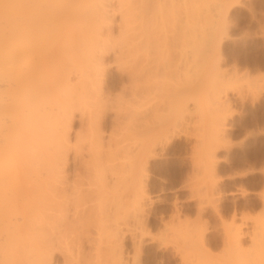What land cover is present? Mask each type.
<instances>
[{
    "label": "rangeland",
    "instance_id": "374dc122",
    "mask_svg": "<svg viewBox=\"0 0 264 264\" xmlns=\"http://www.w3.org/2000/svg\"><path fill=\"white\" fill-rule=\"evenodd\" d=\"M154 1L145 2L142 20L153 22L155 38L164 43H160L164 46L161 51L153 49L148 56L151 66L161 68L166 62L165 70L161 68L162 77L146 75L140 82L139 92L143 87L150 92L136 103L131 97L130 82L119 83L128 64H120L112 55L108 61L112 66L109 90L113 101L101 106L100 102L91 100L87 112L74 111L65 166L68 182L65 187L72 186L67 190L75 193L68 192L72 199L68 198L66 203L69 216L66 224L72 230L68 229L72 256L67 262L63 255H57L58 264H106L105 261L110 264V254L106 255L107 237L102 234L101 238L103 231L99 230L106 219L126 237L123 249L127 264H139L138 261L161 264L164 253L157 244L159 246L164 239L162 236H173L174 230L179 240L189 242L195 228L206 227L208 237L217 236L218 243L213 254L202 255L201 259L194 255L191 264H226L221 239L234 211V200L240 203V216L255 218L264 213L258 200L264 192V132L260 133L264 129V92L259 89V79L264 76V0ZM112 6L115 9L116 3ZM116 13L115 38L121 36L116 27L120 25V15ZM131 18L133 23L129 26L138 28L141 20L133 15ZM227 97L232 106L224 109L220 102ZM134 109L142 119H132ZM125 170L126 173H122ZM96 183L99 186H95ZM88 193L91 194L88 198L95 203L84 199ZM125 196L127 199L122 201L121 197ZM245 201L251 203L249 208ZM175 205L182 209L181 220L173 219ZM125 206L128 209L123 211ZM214 209L221 210L224 218ZM161 215L164 222H160ZM152 216L155 219L150 223ZM79 219L81 223H77ZM99 220L102 222H97ZM184 232L188 238L183 236ZM140 242L145 245L142 256L134 247V243ZM175 261L173 264H183L181 259Z\"/></svg>",
    "mask_w": 264,
    "mask_h": 264
},
{
    "label": "bare ground",
    "instance_id": "6f19581e",
    "mask_svg": "<svg viewBox=\"0 0 264 264\" xmlns=\"http://www.w3.org/2000/svg\"><path fill=\"white\" fill-rule=\"evenodd\" d=\"M146 1L0 0V264H58L55 260L57 255H63L66 260L72 256L68 243V235H71L68 231L72 230L67 228V217L69 216L66 213V208H68L66 203L68 198L72 199L69 193L74 192L67 190L72 186L65 187L68 185L65 181L67 178H65V166L68 162L67 154L71 144L69 132L73 114L76 109L84 112L91 100L100 102L101 106H105L102 104L112 100L109 90L111 82L109 73L112 66L108 61L112 55L120 64H128L126 71L124 70L126 67L122 69L126 73L120 77L119 83L125 80L130 82L131 97L136 103L137 100L145 98L148 91L150 92L144 87V90L139 92L141 81L146 75L161 76L162 64L160 63V68L159 65L151 66L148 62L151 51L153 49L161 51L164 47L161 44L164 43L155 38L157 32L153 29L155 25H152V20L151 23L147 22L149 19H144L146 23L142 20ZM113 3H116L117 9L112 8ZM232 4L231 2L230 5ZM138 10H140L139 13L136 12ZM116 11L120 15V25H116L121 35L119 40L116 39L118 36L115 38L114 32L116 31L113 26L114 16L118 14ZM132 15L141 20L138 28H133V25L129 26L133 23H131ZM155 57H157L156 54ZM156 59L159 60V58ZM165 63L163 62L164 67ZM173 64L176 65V63ZM114 83L117 82L114 81ZM259 83V89H263L264 92V76L260 77ZM220 105L223 108H231L232 101L227 97L225 101L220 102ZM93 116L97 121L99 120V117L94 114ZM132 116L134 121L142 119L137 109H134ZM90 120L92 121L93 118ZM94 126L99 127V125ZM97 127L95 128L99 129L101 126ZM138 129L141 128L138 127ZM262 132L264 129L260 133ZM98 138V143H101L99 142L100 137ZM143 154L145 156V153ZM122 173H126V170ZM101 178L104 177L101 176ZM89 180L91 182V178ZM104 180L106 183V179ZM95 186L99 185L96 183ZM103 186L105 187V184ZM105 189L108 188L105 187ZM89 195L91 194L88 193L87 198L84 199L91 201V198H88ZM123 198L127 199L126 196L121 197L122 201L125 200ZM235 200L234 211L227 221L226 231L221 239L225 246L226 264H264V192L258 198L263 207V215L260 217L240 216L238 213L240 203ZM91 203L95 202L91 201ZM246 205L249 208L251 203L247 202ZM123 208V211L128 209L127 206ZM230 208L232 210V207ZM120 209L122 210V207ZM215 211L218 212L220 218H224L221 210L216 209ZM163 215L160 217V222H164ZM181 216L182 209L175 205L174 221L181 220ZM103 217L105 216L100 218ZM154 219L155 217L152 216L149 222L151 223ZM102 220L97 222H102ZM109 222L111 221L106 219L99 227V230L103 231L100 237L102 234H104L103 237H107L106 255L110 254L109 263L127 264L123 249L126 237L118 228L109 225ZM70 223L68 227L71 228ZM171 229L169 228V231ZM195 230L194 232L193 229L192 232L195 235L189 242L179 240L174 230L172 231L173 236L165 232L167 235L162 236L164 239L159 246L157 244L161 253H164L161 264H173L177 259H181L183 264H191L194 255L201 259L202 255L213 254L219 238L215 235L209 238L207 227L206 229L195 228ZM183 234L187 237L185 232ZM140 243H134V247L136 252L142 256L145 245ZM100 245L99 242L98 250ZM74 256L76 258V255ZM105 262L107 264L108 261ZM138 263L142 264L139 261Z\"/></svg>",
    "mask_w": 264,
    "mask_h": 264
}]
</instances>
